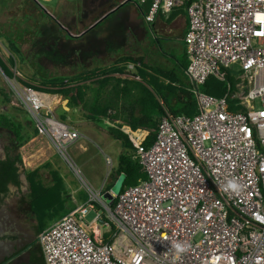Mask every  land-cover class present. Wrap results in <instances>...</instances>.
I'll return each mask as SVG.
<instances>
[{
    "label": "built area",
    "instance_id": "1",
    "mask_svg": "<svg viewBox=\"0 0 264 264\" xmlns=\"http://www.w3.org/2000/svg\"><path fill=\"white\" fill-rule=\"evenodd\" d=\"M178 6L188 20L184 73L196 113L165 109L149 145L123 129L145 178L114 195L113 206L84 182L95 200L37 235L44 264H264V0H151L144 20ZM231 66L240 74L234 91L199 89L210 75L224 80ZM2 73L38 133L71 165L66 148L79 131L53 113L46 93ZM94 201L101 209L90 232L84 216Z\"/></svg>",
    "mask_w": 264,
    "mask_h": 264
},
{
    "label": "crops",
    "instance_id": "2",
    "mask_svg": "<svg viewBox=\"0 0 264 264\" xmlns=\"http://www.w3.org/2000/svg\"><path fill=\"white\" fill-rule=\"evenodd\" d=\"M35 1L37 0H0L2 4L4 3L3 8L0 10V14L5 13L12 15V17L15 19L14 21L21 20L24 15L32 17L29 19L30 26L28 27V30H30L28 31V34L21 37H18L17 35L15 36V38H19V41L15 44L16 46H19V49H17L15 46L13 47L15 48V52H21L25 56H32L33 54L37 56L33 58L31 64L35 68L34 71L43 72V74H39V79H41L43 76H58L65 78L75 76L80 78L87 77V80H82L79 83L90 84V81H92L93 93H95L97 87L102 85L97 81H101L106 77H126L146 83L140 78V71L143 70L153 74L155 75L156 80H160V75L158 72L161 68L173 69L177 74L182 72V79L189 85L191 90V84L184 73L188 59L185 52L183 37L187 29L188 20L183 7H174L168 13L160 11L152 22H146L143 16L147 11L151 0H147L143 4L138 3L136 0H81L77 4L78 20H76L74 17H71L70 21H67L64 19V17H62L60 20L62 23L70 27V33L72 36L74 35L80 37L86 33H90L89 41L86 44L81 45L82 51L79 52V55H73L74 49L65 47L64 38H59L55 35L54 26H47L48 23H46V21L43 22L40 20L39 14L41 12H39L37 8L39 7L41 9L44 6ZM62 8L64 9L60 11L62 15L73 14V11L68 10L67 6H63ZM5 18L1 16L0 23H3ZM148 32L150 33L151 38H148ZM161 39H166L167 45H170V43H172L171 45H180V58L175 57L174 54H170L162 50L160 45ZM2 43L3 45L8 46L5 41H0L1 45ZM48 46L50 49L54 46L60 56L55 59L44 57V55H47V53L44 51L49 50L47 49ZM0 53L3 55V62L5 63L4 52L0 51ZM69 55H71V58H69ZM184 60L186 61V64L185 67H182L181 63ZM43 62L48 64H45V66L42 67ZM65 65L69 66V68H66L70 72L69 75L52 74L54 71L53 68H57L60 74L63 73L64 70L62 68ZM27 66L30 67V65ZM36 82L37 81H33L32 83ZM110 87V84L103 85L101 89L102 96H105L109 92ZM46 95L59 94L46 93ZM62 108L70 112H78V110L81 112V120H86L89 124L83 128V131L80 132L86 133L88 137L93 136L91 134V128H99L95 122L89 121L84 117L83 112L79 107L70 109L67 106V99L66 105H63ZM54 114L56 115V113ZM56 116L58 117V115ZM101 120H103V122L108 126L112 125L108 118H103ZM116 123L121 125L120 130L123 133H125L123 129L129 128L135 132L137 136H142L144 139L148 133L147 130L140 128L133 130L121 120H117ZM100 130L102 134L112 138L109 136L107 128H100ZM117 141L120 142V140ZM82 147L85 148L84 146ZM124 151H129L131 156L135 157L133 147L132 149L128 150L123 146L121 149H119L114 164L112 163L111 157L108 155L106 156L110 159L109 164L106 162V164L109 166V171L103 185L100 187V189L104 191H102L103 193H101V195L106 192L104 189L107 185L111 183L113 185V183L116 181H113L109 175L117 167L118 157ZM21 176L22 180L20 181V185L15 188L17 189V193L20 194L24 192V185L26 191L25 199H23L18 206L17 204L14 205V210H16V218H14L13 223L16 225V229L11 230L10 225L6 227L7 210H5L6 212L4 211V215L2 217L0 216V256H2L0 259V262L2 261L1 264H14V261L15 264H33V261H40V256H42L39 244L37 242V235L40 231L36 232L37 219L31 210L29 202L30 200L28 197L29 185L25 179L24 173H22ZM51 184V177L50 182H44V185L46 186ZM65 191L66 189L64 187L65 201H68L70 194L68 195V193H65ZM82 204L83 203L76 204V206L70 209L72 210L73 208ZM55 220L50 221L46 227L50 226ZM90 227L91 230L89 231L95 230L97 232L96 224L94 225L93 223L90 225ZM14 237L20 238V241L17 245V249H19L20 252L16 255L17 258L15 257L13 262H9L7 261V251L10 245L9 241ZM28 255H30L31 261L27 258Z\"/></svg>",
    "mask_w": 264,
    "mask_h": 264
},
{
    "label": "trees",
    "instance_id": "3",
    "mask_svg": "<svg viewBox=\"0 0 264 264\" xmlns=\"http://www.w3.org/2000/svg\"><path fill=\"white\" fill-rule=\"evenodd\" d=\"M185 64L184 60L181 66L185 67ZM2 70L5 75L11 76L6 65ZM158 74L160 80H156L155 75L141 70L139 76L146 83L126 77H106L97 81L102 85L97 87L95 93H93L92 81L90 84L79 83L82 80H87V77L43 76L36 83H23L43 93L59 94L67 99V106L70 109L79 107L84 117L89 121L97 122L108 118L112 123L107 126L109 136L120 140L122 146L130 150L133 146L126 134L120 130L121 125L116 123L117 120L126 123L133 130L138 128L147 130L148 133L143 144L149 145L155 138L165 109L172 115L186 116H192L197 111L195 96L189 85L183 81L182 72L177 74L173 69L160 68ZM105 84H110L111 87L109 92L102 96L101 89ZM228 84L234 91V83L226 80V77L224 80H220L210 75L199 89L207 94L223 96L227 92ZM58 118L67 122L63 115ZM30 123L33 132L38 134L34 121L31 120ZM0 126L7 129L15 141L13 147H5V157L0 159V190L6 191L8 182H12L16 186L20 185L17 172L18 165H22L19 147L27 142L28 138L23 129V123L6 114H0ZM44 167L49 168L48 172L52 182L49 186L44 185L41 177L40 169ZM22 170L29 185L28 197L31 210L37 219L36 232H39L50 221L60 218L71 209H63L65 202L63 180L57 170L50 168V163L45 162L33 169ZM121 173L125 175L121 190L128 185L135 184L139 179L145 178L138 158L131 156L129 151H124L119 155L117 167L109 177L115 181ZM111 185L112 183L107 185L104 190L108 191ZM114 202L115 197L110 206H113ZM91 204L95 211L101 209L98 203L92 202ZM38 264H44L42 256H40Z\"/></svg>",
    "mask_w": 264,
    "mask_h": 264
},
{
    "label": "rangeland",
    "instance_id": "4",
    "mask_svg": "<svg viewBox=\"0 0 264 264\" xmlns=\"http://www.w3.org/2000/svg\"><path fill=\"white\" fill-rule=\"evenodd\" d=\"M80 1L81 0L35 1L44 6L41 9L38 6H35L38 7L37 10L41 12L39 14L40 20L43 22L46 21V23H48L47 26H54L55 35L59 38H64L65 47L74 49L73 55H79V52L82 51L81 45H84L89 41L90 33H86L85 35L80 37L74 35L72 36L70 33V27L62 23L60 20L62 19V17H64V19H66L67 21H70L71 17H74L76 20H78L77 4ZM3 4L0 2V10L3 8ZM63 6H67L68 10L73 11V14L62 15L60 11L64 10L62 8ZM1 16L3 18H6L3 23H0V41H5L8 46L3 45V43L2 45L0 44V51L4 52L5 61L4 64L3 55L0 53V114H6L23 123V129L26 132L28 139L27 142L19 147L22 160L21 167L24 170H30L45 162L50 163V168L57 170L59 175L62 177L63 185L66 189L65 193L67 192L68 195L70 194V198L68 199V201L66 200L64 202L63 209L67 210L76 206V204H87L90 199L95 200V198H93V194L87 189L84 182L88 183L94 191L100 189L109 171V166L106 164L105 157L107 155L110 156L112 159V163L114 164L117 153L122 146L119 141L107 137L101 133L100 128L106 129L108 126L103 122V120L95 122L97 127L99 128H91V134L93 135L92 137H88L86 133L80 132L83 131V128L86 127L89 123L86 120H81L82 114L79 110L78 112H70L68 110H64L62 106L66 105V99H64L60 95L44 94V96L46 97L45 101L47 103L48 100V105L52 109L53 113H56V115L58 116L63 115L66 118V121L71 126L76 128L80 133V136L74 142L70 143L66 148L71 165L59 152L56 151V149L45 136L41 135L40 133L37 134L33 132L30 123L32 117L30 116V114H28L27 111L23 109L22 105L19 102V99L15 95H13L11 85L7 80L8 78L6 79L2 73V68H5L6 65L12 73L10 78H13V75L17 73L18 76H15V79L19 80V82L27 81L28 83H32L33 81L38 82L40 80L39 74H43V72L34 71L35 68L31 64L33 58L37 56L35 54H33L32 56H25L21 52H15V48L13 47L15 46L17 49H19V46L15 45L19 41V38H15V36L17 35L18 37H21L28 34V27L30 26L29 19H31L32 17L24 15L21 20L14 21L15 19L12 17V15L1 13L0 17ZM147 36L148 38H151L149 32ZM166 42V39L160 40L162 50L170 54H174L175 57L180 58L181 46L171 45L172 43H170V45H167ZM47 49L49 50L44 51L47 53V55H44V57L55 59L60 56L54 46L51 47V49L48 46ZM69 58H71V55H69ZM25 64L30 65V67ZM45 64L48 63L43 62L42 67L45 66ZM66 68H69V66H63L62 69L64 70V72L61 74L57 68H53L54 71L52 72V74L69 75L70 72ZM11 69L15 72H13ZM224 71L226 80L234 84L240 81V74L236 70L235 66L225 68ZM256 106L259 107L258 101H256ZM0 137V139H2L5 144H10L13 135L7 129L0 127ZM82 146H84L85 148H83ZM48 169V167L40 169L42 180L45 183L50 182ZM23 190L24 192L18 194L17 189L14 186H10L9 192H7V195L1 201L2 208L7 211H13L14 205L17 204L18 206L20 202L25 199L26 190L24 185ZM102 191L101 193L104 192ZM106 202L108 203L107 200ZM95 217V211L93 209H89L84 216V222L91 224L92 220ZM13 220L14 219H10L9 216L6 220V227L11 225L13 223ZM90 228L91 227H89V230H91Z\"/></svg>",
    "mask_w": 264,
    "mask_h": 264
},
{
    "label": "flooded vegetation",
    "instance_id": "5",
    "mask_svg": "<svg viewBox=\"0 0 264 264\" xmlns=\"http://www.w3.org/2000/svg\"><path fill=\"white\" fill-rule=\"evenodd\" d=\"M29 31V30H28ZM5 64V63H4ZM1 128H4V127H2V126H0ZM1 138V137H0ZM13 145H15V141H13V137H12V141H11V143L10 144H8V143H4V141L2 140V139H0V159H3L4 157H5V153H6V151H5V147L6 146H12L13 147ZM23 170H22V167L20 166V165H18V170H17V172L19 173V179H20V181L22 180V172ZM10 186H14V187H17L14 183H12V182H8L7 183V190L6 191H2V190H0V216L2 217L3 215H4V211H5V209H3L2 208V203H1V201H2V199L7 195V192H9V187ZM10 209V208H9ZM8 209V210H9ZM6 212V211H5ZM10 216V219H14V218H16V211L13 209V211H7V214H6V217L8 218ZM14 221V220H13ZM11 230H15L16 229V225L14 224V223H12L11 225ZM20 241V238L19 237H14V238H11L10 239V241H9V248H8V253H7V256H8V258H7V261H9V262H13V260L15 259V257L17 258V254H19V252H20V250L19 249H17L18 248V242ZM0 254H1V250H0ZM1 257L2 256H0V259H1ZM27 258L28 259H30V255H28L27 256ZM30 261H31V259H30ZM38 261L39 260H36V261H33V264H38ZM2 263V261L0 262V264ZM13 264V263H12ZM14 264H15V261H14Z\"/></svg>",
    "mask_w": 264,
    "mask_h": 264
},
{
    "label": "water",
    "instance_id": "6",
    "mask_svg": "<svg viewBox=\"0 0 264 264\" xmlns=\"http://www.w3.org/2000/svg\"><path fill=\"white\" fill-rule=\"evenodd\" d=\"M124 177H125L124 173H121L116 179V181L113 183L111 188L102 195V197L105 198L109 204H111L113 200V196L119 193L122 187Z\"/></svg>",
    "mask_w": 264,
    "mask_h": 264
},
{
    "label": "clouds",
    "instance_id": "7",
    "mask_svg": "<svg viewBox=\"0 0 264 264\" xmlns=\"http://www.w3.org/2000/svg\"><path fill=\"white\" fill-rule=\"evenodd\" d=\"M226 187L231 188L233 190H236L238 188V186L233 181H229L228 185ZM177 247L179 249V245H177ZM180 250H182V249H180Z\"/></svg>",
    "mask_w": 264,
    "mask_h": 264
},
{
    "label": "bare ground",
    "instance_id": "8",
    "mask_svg": "<svg viewBox=\"0 0 264 264\" xmlns=\"http://www.w3.org/2000/svg\"><path fill=\"white\" fill-rule=\"evenodd\" d=\"M44 96V95H43ZM45 97V96H44ZM46 98V97H45ZM47 104H48V100H47Z\"/></svg>",
    "mask_w": 264,
    "mask_h": 264
}]
</instances>
